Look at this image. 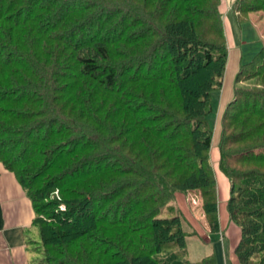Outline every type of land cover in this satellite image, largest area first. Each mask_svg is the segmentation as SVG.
I'll return each instance as SVG.
<instances>
[{
	"label": "trees",
	"instance_id": "obj_1",
	"mask_svg": "<svg viewBox=\"0 0 264 264\" xmlns=\"http://www.w3.org/2000/svg\"><path fill=\"white\" fill-rule=\"evenodd\" d=\"M220 1L0 0V161L33 203L35 264H219L186 258L199 234L175 198L197 195L221 232L207 120L228 59ZM231 8L239 21L264 0ZM263 75L264 46L216 145L237 264H264V79L241 85Z\"/></svg>",
	"mask_w": 264,
	"mask_h": 264
},
{
	"label": "rangeland",
	"instance_id": "obj_2",
	"mask_svg": "<svg viewBox=\"0 0 264 264\" xmlns=\"http://www.w3.org/2000/svg\"><path fill=\"white\" fill-rule=\"evenodd\" d=\"M232 2L233 0H221V10H225L227 7H230L229 9L232 10ZM232 12L234 13V11ZM236 21L238 35L235 37L234 35L228 34L226 38L228 59L223 85L221 89L211 93L212 111L207 116V120L212 129L211 162L215 170L219 172L218 150L216 145L221 133L220 113L223 110H221V106L223 105L225 107L233 98L235 76L240 65L252 60L261 47L264 46V11L249 12L247 17L239 21L236 19ZM262 79L264 78H252L241 82V85L247 87L259 86ZM217 185L219 186V183ZM175 202L181 208L185 217L192 222L193 227L199 234H190L186 237V258L195 261L214 252L219 264H237L232 257L231 249L233 242H236V238L239 235V228L229 221L226 206L223 205L224 201L221 202L222 205L219 207L221 232H209L206 229L204 216L200 210V199L197 195L193 193H188L187 196L178 194ZM186 229L190 230L189 227ZM222 231H224V235H222ZM216 243H218L217 246L215 245Z\"/></svg>",
	"mask_w": 264,
	"mask_h": 264
},
{
	"label": "crops",
	"instance_id": "obj_3",
	"mask_svg": "<svg viewBox=\"0 0 264 264\" xmlns=\"http://www.w3.org/2000/svg\"><path fill=\"white\" fill-rule=\"evenodd\" d=\"M229 8L222 10L226 38L228 34L238 35L237 21ZM222 106L221 110L224 108ZM215 174L219 183L220 207L221 202L224 201L225 205L229 197L230 183L221 171L215 170ZM35 218L33 203L26 190L15 174L0 161V264H35L41 259L37 249L40 238L34 224Z\"/></svg>",
	"mask_w": 264,
	"mask_h": 264
}]
</instances>
